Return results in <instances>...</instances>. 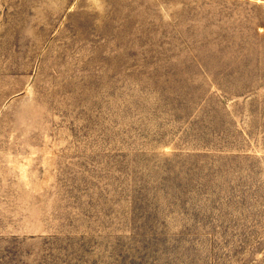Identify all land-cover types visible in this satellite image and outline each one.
I'll use <instances>...</instances> for the list:
<instances>
[{
    "label": "rangeland",
    "instance_id": "obj_1",
    "mask_svg": "<svg viewBox=\"0 0 264 264\" xmlns=\"http://www.w3.org/2000/svg\"><path fill=\"white\" fill-rule=\"evenodd\" d=\"M0 264H264V0H0Z\"/></svg>",
    "mask_w": 264,
    "mask_h": 264
}]
</instances>
